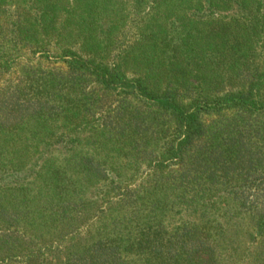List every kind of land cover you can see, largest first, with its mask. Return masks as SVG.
Masks as SVG:
<instances>
[{
    "label": "trees",
    "instance_id": "obj_1",
    "mask_svg": "<svg viewBox=\"0 0 264 264\" xmlns=\"http://www.w3.org/2000/svg\"><path fill=\"white\" fill-rule=\"evenodd\" d=\"M0 264H264V0H0Z\"/></svg>",
    "mask_w": 264,
    "mask_h": 264
}]
</instances>
